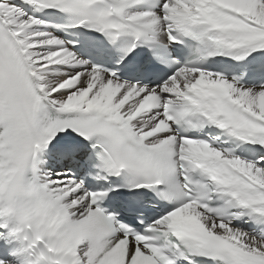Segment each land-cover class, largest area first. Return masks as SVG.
Segmentation results:
<instances>
[{
	"label": "snow or ice",
	"instance_id": "6c2138e0",
	"mask_svg": "<svg viewBox=\"0 0 264 264\" xmlns=\"http://www.w3.org/2000/svg\"><path fill=\"white\" fill-rule=\"evenodd\" d=\"M0 264H264V0H0Z\"/></svg>",
	"mask_w": 264,
	"mask_h": 264
}]
</instances>
